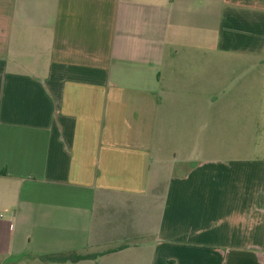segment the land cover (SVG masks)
Returning <instances> with one entry per match:
<instances>
[{
	"label": "crops",
	"instance_id": "1",
	"mask_svg": "<svg viewBox=\"0 0 264 264\" xmlns=\"http://www.w3.org/2000/svg\"><path fill=\"white\" fill-rule=\"evenodd\" d=\"M260 108L264 0H0V264H264Z\"/></svg>",
	"mask_w": 264,
	"mask_h": 264
},
{
	"label": "rangeland",
	"instance_id": "2",
	"mask_svg": "<svg viewBox=\"0 0 264 264\" xmlns=\"http://www.w3.org/2000/svg\"><path fill=\"white\" fill-rule=\"evenodd\" d=\"M238 75H241L245 71L244 66H238ZM245 82L241 79L240 83ZM255 116V117H254ZM256 127H250L253 122ZM253 124V123H252ZM234 125L238 130L239 139L234 143V152L240 153L239 155H245L252 153L253 155H259L263 148L262 137V110L256 109L255 112L249 110L234 111ZM253 126V125H252ZM235 129V127H234Z\"/></svg>",
	"mask_w": 264,
	"mask_h": 264
},
{
	"label": "trees",
	"instance_id": "3",
	"mask_svg": "<svg viewBox=\"0 0 264 264\" xmlns=\"http://www.w3.org/2000/svg\"><path fill=\"white\" fill-rule=\"evenodd\" d=\"M82 255L78 254H56V255H48L44 257L46 260H55V261H64V260H75V259H80L82 258Z\"/></svg>",
	"mask_w": 264,
	"mask_h": 264
}]
</instances>
